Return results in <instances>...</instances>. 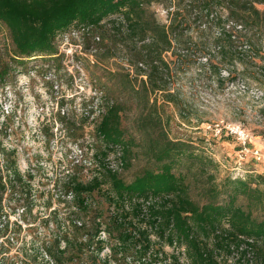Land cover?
<instances>
[{
	"label": "trees",
	"instance_id": "16d2710c",
	"mask_svg": "<svg viewBox=\"0 0 264 264\" xmlns=\"http://www.w3.org/2000/svg\"><path fill=\"white\" fill-rule=\"evenodd\" d=\"M154 4L166 8L169 23L159 22ZM194 9L205 29L233 23L264 34V0H0V24L10 31L16 57L50 54L58 35L106 25L111 27L108 53L119 44L133 48L129 64L135 73L108 71L120 80L122 96L109 98L96 125L102 142L96 157L102 162L117 149L119 168L104 166L84 182L77 176L82 162L69 163L67 189L74 200L70 213L78 219L66 225L56 244L46 246V264H91L102 249H91V242L105 231L109 241L111 234L116 240L110 258L122 252L139 263L147 256L160 262L163 250L155 248V234L177 251L184 248L188 264H228L234 250L239 253L234 264H264V173L220 177L211 156L190 139L172 138L168 130L167 107L174 104L181 110V104L165 80L171 70L165 53L191 43L184 29L191 15L185 11ZM130 100L136 108L131 130L121 125ZM135 160L143 164L127 181L122 172ZM2 173L0 169V195L17 185L13 172L6 178ZM94 192L104 193L107 208L93 202ZM90 213L94 224L88 229ZM17 229L21 224L11 222L0 201V238L10 239ZM176 256L173 264H183Z\"/></svg>",
	"mask_w": 264,
	"mask_h": 264
},
{
	"label": "rangeland",
	"instance_id": "374dc122",
	"mask_svg": "<svg viewBox=\"0 0 264 264\" xmlns=\"http://www.w3.org/2000/svg\"><path fill=\"white\" fill-rule=\"evenodd\" d=\"M152 8L159 22L169 23L162 4ZM185 12L191 15L184 29L192 41L165 53L171 69L165 80L181 104V110L174 104L167 107L169 133L174 139L192 140L211 156L220 177L264 173V34L233 23L205 29L196 19L198 9ZM110 29L75 28L56 37L52 53L19 58L9 29L0 24V169L5 178L13 172L11 178L17 181L0 201L11 222L21 224L10 239L0 238V244L10 240L0 250V264H46V246L56 244L66 225L78 219L70 213L74 200L67 189L71 161L82 162L77 176L84 182L104 166L119 168L117 149L102 162L96 157L102 146L96 125L109 98L122 96L120 80L108 71L135 70L129 64V45L106 51ZM127 108L121 125L131 130L134 102ZM142 164L135 160L122 175L131 181ZM92 198L107 208L103 192H94ZM108 235L94 236L91 249H102L89 263L173 264L180 254L152 234L155 248L163 250L160 262L147 256L139 263L122 252L110 258L116 240L111 234L109 241Z\"/></svg>",
	"mask_w": 264,
	"mask_h": 264
},
{
	"label": "built area",
	"instance_id": "2783aa9c",
	"mask_svg": "<svg viewBox=\"0 0 264 264\" xmlns=\"http://www.w3.org/2000/svg\"><path fill=\"white\" fill-rule=\"evenodd\" d=\"M258 154V152H256V154L255 155H257ZM259 159H260V157L259 156H257ZM233 250H234V248H232ZM242 249V248H241ZM179 259H180V261L183 263V264H188L189 263V260H188V258H187V256H186V254H185V251H184V248H180V250H179ZM239 257V253L236 251V250H234V252L229 256V259H228V264H234V262H235V260L237 259Z\"/></svg>",
	"mask_w": 264,
	"mask_h": 264
}]
</instances>
